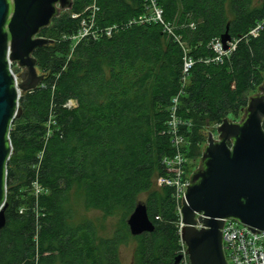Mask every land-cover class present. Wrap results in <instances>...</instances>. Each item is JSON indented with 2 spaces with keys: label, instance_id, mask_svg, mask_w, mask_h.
<instances>
[{
  "label": "trees",
  "instance_id": "1",
  "mask_svg": "<svg viewBox=\"0 0 264 264\" xmlns=\"http://www.w3.org/2000/svg\"><path fill=\"white\" fill-rule=\"evenodd\" d=\"M71 1L38 34L52 41L33 52L42 80L21 93V114L10 127L0 264H120L119 248L131 236L126 221L138 203L154 231L131 236L132 264H174L180 219L173 189L157 181L165 174L162 159L174 152L164 132L184 59L193 65L177 116L191 160L202 131L237 120L264 83V0H157L177 38L160 25H134L76 45L70 37L93 0ZM96 5L98 29L146 9L145 0ZM224 34L235 48L216 60L213 44ZM70 101L75 106L68 108ZM74 189L87 208L123 215L112 237L98 238L89 223L74 225Z\"/></svg>",
  "mask_w": 264,
  "mask_h": 264
},
{
  "label": "water",
  "instance_id": "2",
  "mask_svg": "<svg viewBox=\"0 0 264 264\" xmlns=\"http://www.w3.org/2000/svg\"><path fill=\"white\" fill-rule=\"evenodd\" d=\"M71 0H0V229L5 224L6 167L11 155L9 132L21 110V93L37 87L33 52L52 41L38 37L59 10H68ZM230 37L221 38L227 50ZM16 63L26 69L17 85L11 71ZM73 104V101H70ZM264 83L251 96L240 121L224 120L217 140L209 137L201 155L200 169L189 175L185 202L180 197V238L189 264H227L221 229L223 220L234 219L253 232L264 231ZM197 215H199L197 217ZM131 236L154 231L146 206L138 203L126 221ZM197 224L202 228L197 229ZM180 257L174 264H179Z\"/></svg>",
  "mask_w": 264,
  "mask_h": 264
},
{
  "label": "built area",
  "instance_id": "3",
  "mask_svg": "<svg viewBox=\"0 0 264 264\" xmlns=\"http://www.w3.org/2000/svg\"><path fill=\"white\" fill-rule=\"evenodd\" d=\"M145 2V12L138 17L121 24H115L108 28L98 29L96 28L95 23V15L98 12L96 5L97 0H93L92 5L86 9L89 11L87 19L81 21L79 30L75 35L70 37V40L76 45L80 41L89 38L98 40L101 36L110 37L112 34L134 25L151 24L160 25L163 32L169 36L177 38L172 26L164 20L163 9L158 5L157 0H145ZM72 18H76V15H73ZM190 27L193 28V24H191ZM260 29L261 28L258 25L250 32V35L256 37ZM234 48V44L228 43L227 50H223L221 41L214 42L213 49L218 56L216 60H220L221 57L227 55L229 50L232 51ZM192 65L193 62L191 60L187 58L184 59L182 89L187 83L186 78ZM182 89L172 100L171 113L167 122V130L164 132L169 136L170 145L174 152L172 156L164 157L162 159L165 174L158 178V184L160 186L171 188L174 191L176 210L180 219L178 230L181 246L178 253V256L180 257L179 264H189L188 255L185 253L186 247L180 238V233L184 226L181 222L180 206L182 203L180 202V197L182 196V199L185 202V186L189 185L187 168L192 164V161L188 159L184 150L187 146V142L184 136L180 134V128L184 123L177 116L179 96L182 94ZM71 105L72 104L69 102L66 106L71 107ZM219 125L220 124H218L217 127ZM34 190L36 195L42 193V189L37 185ZM198 216L199 215H197V217ZM196 228L201 229L202 225L197 224ZM220 231L222 236L223 253L227 264H264V231L253 232L249 227L231 218L223 220V227Z\"/></svg>",
  "mask_w": 264,
  "mask_h": 264
},
{
  "label": "rangeland",
  "instance_id": "4",
  "mask_svg": "<svg viewBox=\"0 0 264 264\" xmlns=\"http://www.w3.org/2000/svg\"><path fill=\"white\" fill-rule=\"evenodd\" d=\"M67 10H59V14L62 15L66 13ZM11 71L15 77L17 85H19L23 80V75L26 73V69L20 68L16 63L11 64ZM36 73L38 76L42 75V72L36 67ZM259 93V89H257L252 96ZM21 96V95H20ZM75 103L71 105L74 107ZM70 108V107H68ZM243 117V114L235 121H240ZM233 121V120H229ZM218 125V124H217ZM217 125L207 126L204 131H202L203 141L200 145V148L197 151V156L195 158H191L192 164L188 166L187 173L188 176L193 173V170L197 169L198 163L200 161L201 155L204 151V148L207 144V140L209 137V133L212 134L213 139L217 140ZM209 132V133H208ZM189 159V158H188ZM157 186H160L157 181ZM80 192V191H79ZM35 194V190H34ZM69 210L72 215V220L74 225H80L82 223H89L93 231L95 232L98 238H110L113 236L115 230L123 223V215L120 212H115L113 214H105L100 210H95L91 208H87L84 203L83 195L78 194L76 190H72L69 197ZM127 218H125L126 221ZM135 248V240L133 237H129L128 240L119 248V263L120 264H132L133 254Z\"/></svg>",
  "mask_w": 264,
  "mask_h": 264
},
{
  "label": "flooded vegetation",
  "instance_id": "5",
  "mask_svg": "<svg viewBox=\"0 0 264 264\" xmlns=\"http://www.w3.org/2000/svg\"><path fill=\"white\" fill-rule=\"evenodd\" d=\"M201 167H200V164L198 165V167H197V170H199ZM196 171V170H195Z\"/></svg>",
  "mask_w": 264,
  "mask_h": 264
}]
</instances>
